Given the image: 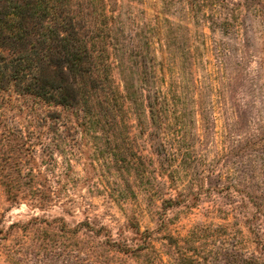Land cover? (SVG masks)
<instances>
[{
	"label": "rangeland",
	"instance_id": "obj_1",
	"mask_svg": "<svg viewBox=\"0 0 264 264\" xmlns=\"http://www.w3.org/2000/svg\"><path fill=\"white\" fill-rule=\"evenodd\" d=\"M68 6L88 13L120 92L125 75L158 93L156 133L147 113L134 122L128 101L124 133L106 116L18 118L15 103L0 99L2 149L12 147L17 127L42 134L58 163L48 179L61 186L45 211L9 204L0 189V264H73L85 218L113 239L131 237L133 227L155 232L160 264H238L239 257L264 264V0Z\"/></svg>",
	"mask_w": 264,
	"mask_h": 264
},
{
	"label": "trees",
	"instance_id": "obj_2",
	"mask_svg": "<svg viewBox=\"0 0 264 264\" xmlns=\"http://www.w3.org/2000/svg\"><path fill=\"white\" fill-rule=\"evenodd\" d=\"M71 1L0 0V99L15 103L18 118L26 115L46 121L66 111L78 121L90 123L106 116L115 131L122 127L124 133H128L122 120L128 101L134 122L139 125L147 113L154 128L150 133H156L158 93L154 88L144 92L133 87L125 75L122 92L118 90L106 44L93 37L96 29L85 20V10L69 8ZM17 132L9 151L0 146V189L9 204L25 202L45 211L60 198L61 186L55 187L48 179L58 163L50 145V149L44 147L42 134H24L20 127ZM162 223V231L168 230ZM76 231L79 249L73 264L162 262V253L154 246L155 232L133 227L131 237L120 233L113 239L108 229L86 218ZM170 248L168 244L163 253L167 261L172 257ZM239 258L238 264H262L258 258Z\"/></svg>",
	"mask_w": 264,
	"mask_h": 264
}]
</instances>
